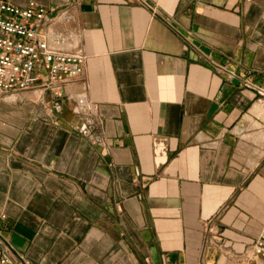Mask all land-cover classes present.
I'll return each instance as SVG.
<instances>
[{"label":"crops","instance_id":"0c3cea01","mask_svg":"<svg viewBox=\"0 0 264 264\" xmlns=\"http://www.w3.org/2000/svg\"><path fill=\"white\" fill-rule=\"evenodd\" d=\"M11 1L71 8L53 28L88 58L61 96H0V236L25 264H264L243 85L264 89V0Z\"/></svg>","mask_w":264,"mask_h":264},{"label":"built area","instance_id":"2783aa9c","mask_svg":"<svg viewBox=\"0 0 264 264\" xmlns=\"http://www.w3.org/2000/svg\"><path fill=\"white\" fill-rule=\"evenodd\" d=\"M20 7L0 0V96L52 91L61 96L63 87L85 75L87 56L74 29L54 30L59 22L75 20L71 8L54 11L31 1ZM245 87L264 97L261 86L245 80ZM264 235L256 245L263 251ZM0 264H25L26 260L0 236ZM16 257V259L14 258Z\"/></svg>","mask_w":264,"mask_h":264}]
</instances>
